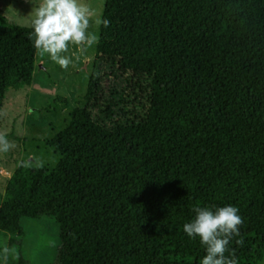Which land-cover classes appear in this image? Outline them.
I'll list each match as a JSON object with an SVG mask.
<instances>
[{
	"label": "trees",
	"instance_id": "trees-1",
	"mask_svg": "<svg viewBox=\"0 0 264 264\" xmlns=\"http://www.w3.org/2000/svg\"><path fill=\"white\" fill-rule=\"evenodd\" d=\"M102 17L97 61L120 75L119 94L106 101L89 87L88 109L72 108L44 142L58 156L51 170L18 164L0 233L53 224L49 264H200L204 246L183 225L197 206L234 205L244 242L229 247L239 264H258L264 0H104ZM31 32L0 19V109L31 83Z\"/></svg>",
	"mask_w": 264,
	"mask_h": 264
},
{
	"label": "rangeland",
	"instance_id": "rangeland-1",
	"mask_svg": "<svg viewBox=\"0 0 264 264\" xmlns=\"http://www.w3.org/2000/svg\"><path fill=\"white\" fill-rule=\"evenodd\" d=\"M41 0H0V19L4 27L31 28L35 7ZM80 3L103 15L104 0H80ZM95 30V29H93ZM102 26L98 31V37ZM98 43L87 52L71 49L74 67L62 70L47 55L35 50L31 83L28 87L5 93L0 109V133L6 134L14 147L0 152V198L5 184L18 164L30 155L51 158L43 167L51 170L58 156L44 142L61 130L72 108H87L89 87L96 86V95L106 101L119 94L121 77L109 76L108 68L97 61ZM115 95V96H114ZM57 99H65L63 105ZM55 102V103H53ZM22 234L0 233V264H49L55 254V226L46 221L22 220ZM4 248L9 249L7 260ZM258 264H264V259Z\"/></svg>",
	"mask_w": 264,
	"mask_h": 264
},
{
	"label": "clouds",
	"instance_id": "clouds-1",
	"mask_svg": "<svg viewBox=\"0 0 264 264\" xmlns=\"http://www.w3.org/2000/svg\"><path fill=\"white\" fill-rule=\"evenodd\" d=\"M109 25L107 18L97 16L80 0H41L34 9L32 32L28 38L32 40L38 55H47L67 71L74 67L70 45L87 52L99 42L100 27L107 28ZM13 147L6 134L0 133V152H8ZM46 162L54 161L30 155L20 165L24 168H42ZM193 212L194 217L183 225V231L189 238H199L204 246L205 254L200 264H239L235 250L229 247L234 239L240 246L244 242L240 231L244 221L239 209L234 205L215 208L197 206ZM3 252L6 261L9 249L4 248Z\"/></svg>",
	"mask_w": 264,
	"mask_h": 264
}]
</instances>
